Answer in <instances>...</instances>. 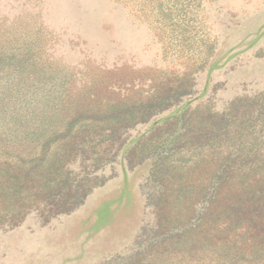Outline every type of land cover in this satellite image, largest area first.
<instances>
[{
    "label": "trees",
    "instance_id": "16d2710c",
    "mask_svg": "<svg viewBox=\"0 0 264 264\" xmlns=\"http://www.w3.org/2000/svg\"><path fill=\"white\" fill-rule=\"evenodd\" d=\"M40 40L24 30L0 34L3 214L16 219L36 204L51 213L74 212L107 184L101 173L112 160L123 172L146 164L141 193L146 211H153L151 252H128L130 261L119 264H174L181 254L197 262V252L215 254L216 234L231 236L226 254L264 263V92L218 105L209 84L199 95L179 87L167 90L162 103L120 100L95 111L76 92V74L58 68L61 62L47 56ZM59 100L66 113L57 110ZM139 124L149 127L128 135ZM158 131L166 133L163 140H145ZM138 149L142 159L131 162L128 154Z\"/></svg>",
    "mask_w": 264,
    "mask_h": 264
},
{
    "label": "rangeland",
    "instance_id": "374dc122",
    "mask_svg": "<svg viewBox=\"0 0 264 264\" xmlns=\"http://www.w3.org/2000/svg\"><path fill=\"white\" fill-rule=\"evenodd\" d=\"M0 28V34L37 35L47 56L61 62L58 68L76 74V92L95 111L120 100L154 105L179 87L199 95L209 84L218 105L264 92V0H0ZM60 101L57 110L66 113ZM165 134L145 140L156 144ZM139 156L140 149L128 154L131 162ZM116 161L101 173L107 184L74 212L51 213L36 204L9 219L0 211V264H119L130 261L128 252L145 250L153 211L145 209L141 186L149 166L123 172L114 169ZM214 238L215 254L197 252V262L181 254L174 264H264L254 255L243 261L237 252L226 254L231 236Z\"/></svg>",
    "mask_w": 264,
    "mask_h": 264
}]
</instances>
